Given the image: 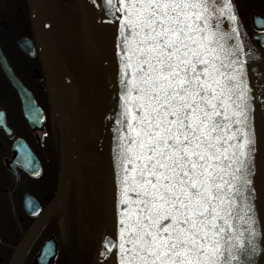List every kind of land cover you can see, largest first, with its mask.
<instances>
[{
	"label": "snow or ice",
	"instance_id": "6c2138e0",
	"mask_svg": "<svg viewBox=\"0 0 264 264\" xmlns=\"http://www.w3.org/2000/svg\"><path fill=\"white\" fill-rule=\"evenodd\" d=\"M231 5L123 0L120 264H233L257 251L251 106L235 29L219 30Z\"/></svg>",
	"mask_w": 264,
	"mask_h": 264
},
{
	"label": "flooded vegetation",
	"instance_id": "af4514ba",
	"mask_svg": "<svg viewBox=\"0 0 264 264\" xmlns=\"http://www.w3.org/2000/svg\"><path fill=\"white\" fill-rule=\"evenodd\" d=\"M40 1L46 35L36 33L28 0H0V264H96L104 228L101 181L110 153L102 146L92 152L82 117L83 102L103 107V95L83 97L65 60L63 22L70 23L73 6ZM69 1L77 11L79 1ZM233 3L264 59V0ZM57 78L77 139L67 187L69 143L51 87ZM98 154L101 171L96 173L92 161Z\"/></svg>",
	"mask_w": 264,
	"mask_h": 264
},
{
	"label": "water",
	"instance_id": "95a60500",
	"mask_svg": "<svg viewBox=\"0 0 264 264\" xmlns=\"http://www.w3.org/2000/svg\"><path fill=\"white\" fill-rule=\"evenodd\" d=\"M29 8L32 16V22L36 33L46 35L45 22L40 0H28ZM235 15V21H229L226 17ZM233 39L228 41V46L238 44L240 53L238 59L242 61L238 65L242 69L243 82L248 89L249 103L251 106V123L255 132V151L252 155V172L249 177L251 181L252 195L250 199L251 211L248 213L252 217L254 223L252 228L255 236L253 243L256 245L257 251L252 257H247L243 250H239L236 254L239 256L238 261L233 264H264V59L252 45L250 38L243 29L232 0L231 12L226 13L220 24V31L232 33ZM52 93L55 101L62 110L63 120L69 143V166L70 172L64 180L65 187L71 178L73 167L76 161L77 139L75 127L73 124L72 114L67 100L64 86L60 79L51 81ZM125 91H123V100ZM123 101L120 120H123ZM127 135L119 123L105 179L104 193V228L100 244V249L96 264H120L121 253L116 245L120 242L119 219L122 211L119 205L121 199L119 190L120 167L117 158V147L121 142L120 138ZM233 227L238 228L244 233L243 240L245 247L248 245V232L245 231L246 225L242 222L233 220ZM227 255V253H225Z\"/></svg>",
	"mask_w": 264,
	"mask_h": 264
},
{
	"label": "rangeland",
	"instance_id": "374dc122",
	"mask_svg": "<svg viewBox=\"0 0 264 264\" xmlns=\"http://www.w3.org/2000/svg\"><path fill=\"white\" fill-rule=\"evenodd\" d=\"M78 1L87 16L86 25L91 43L106 67L105 74L109 79L111 78L109 80L110 85L107 88L104 85L101 87L98 82L97 85L92 84L91 86L92 89L95 88V90H89V92H91L89 93V97L103 95V107L100 106L95 109V104L87 106L86 102H83V105L86 108L82 117V122L85 124L84 135L92 145V152H94V150L97 151L98 146H102L105 153L109 152L111 154L119 125L124 91V85L121 83L124 71L122 63L124 53L120 48V31L123 25V13L120 9L123 7V0H111V3H109V0ZM68 5L73 7L68 9L70 12L68 15L71 14V18L69 19V17H67V19L70 23L66 20L63 22L64 30L66 29L64 31L65 50L69 56H73L74 61L70 58L71 62L76 64L78 62L77 54L79 51L77 49V39L75 41V37L77 36L78 18L80 19V15L79 10L76 11L77 6H75V4L73 5L69 0H63L62 6L67 7ZM68 8H70V6H68ZM82 96L85 97L86 93H83ZM98 112L100 114L97 118L96 115ZM92 163H94L92 164V166H94V172L97 173L101 171L100 154L96 156ZM106 171L107 160L105 163V174ZM102 179L100 197L103 198V193H105V175ZM98 209L100 211V207ZM100 244L97 253L99 252Z\"/></svg>",
	"mask_w": 264,
	"mask_h": 264
},
{
	"label": "trees",
	"instance_id": "16d2710c",
	"mask_svg": "<svg viewBox=\"0 0 264 264\" xmlns=\"http://www.w3.org/2000/svg\"><path fill=\"white\" fill-rule=\"evenodd\" d=\"M78 10L80 19L78 18L77 36L75 37V41L77 39L76 45L79 51V53L77 54L78 62L76 64L72 63L71 59L72 61H74L73 56H69L67 52L65 53V60L69 65L71 71L76 75L78 89L83 93H86V96L89 97V93H91L89 92V90H95V88L92 89V84L97 85V83L99 82V85H101V87L104 84V86H106L107 88L109 78L105 74V65L103 64L102 59L99 57L89 38L86 25L87 16L80 5L78 7ZM64 37L65 35L63 34V49H65Z\"/></svg>",
	"mask_w": 264,
	"mask_h": 264
},
{
	"label": "bare ground",
	"instance_id": "6f19581e",
	"mask_svg": "<svg viewBox=\"0 0 264 264\" xmlns=\"http://www.w3.org/2000/svg\"><path fill=\"white\" fill-rule=\"evenodd\" d=\"M114 46H115V45H114ZM97 53H98V52H97ZM98 55H99V54H98ZM110 79H111V78H110ZM110 79H109V80H110ZM109 85H110V81H109ZM104 126H105V125H104ZM102 127H103V126H102ZM101 155H102V159H103V162H102V163H104V161H105V160H104L105 156H104L103 154H101ZM103 157H104V158H103ZM99 170H100V169H99ZM103 171H104V170H103ZM103 179H104V178H103ZM103 179H102V180H103ZM101 182H102V181H101ZM101 189H102V188H101ZM119 190H120V195H121L120 179H119Z\"/></svg>",
	"mask_w": 264,
	"mask_h": 264
}]
</instances>
